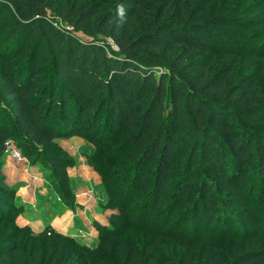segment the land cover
<instances>
[{"label":"trees","instance_id":"1","mask_svg":"<svg viewBox=\"0 0 264 264\" xmlns=\"http://www.w3.org/2000/svg\"><path fill=\"white\" fill-rule=\"evenodd\" d=\"M90 1L0 0V162L10 146L34 164L45 157L73 198L57 141L83 136L104 152L111 132L123 135L122 164L108 173L110 224H95L97 247L22 227L3 176L11 201L0 219L33 242L66 245L40 264H168L133 233L180 242L192 258L208 242L224 264H264V236L238 218L252 213V186L264 190V47L246 42L254 20L214 0H119L108 11Z\"/></svg>","mask_w":264,"mask_h":264},{"label":"rangeland","instance_id":"2","mask_svg":"<svg viewBox=\"0 0 264 264\" xmlns=\"http://www.w3.org/2000/svg\"><path fill=\"white\" fill-rule=\"evenodd\" d=\"M74 1L75 0H70L71 3ZM118 1L119 0H107V2L103 5V10H110L115 4H117ZM154 1L155 0H150L147 2L152 4ZM90 2L97 4L96 0H92ZM51 4L56 6L54 1H51ZM219 5H235L249 15L254 20V23L252 30L246 38V42L259 44L261 47H264V0H214V6L216 7ZM59 22V25L65 30L73 31V28L67 26L61 21ZM76 35L81 39H86L87 37L82 32H77ZM105 40L107 43L111 44L112 47H115L114 42L111 39L106 38ZM258 63L259 62H255V65L252 67L249 65L244 67L241 72L243 74L246 72H255ZM45 80H47V77H45ZM56 94H58L57 90ZM109 135L110 141L104 152L99 149V145L83 136H74L72 138L57 141L59 146H61L69 155L70 164L68 171L69 175L71 173L73 176H70L74 195L73 198L69 197L68 193L65 191L64 185H62L61 181L59 182L58 178H56L57 176H53L54 181L48 171L45 170L43 165H50L47 158L43 157L41 158L43 160L40 159V162L34 164L35 162H33L32 157H28L21 149H18L22 154L21 161L14 160L8 152L5 165L3 166L0 162V178L3 176L6 183L17 191L16 196L11 199L12 201L15 200L16 204L22 208V212L17 218V224L25 227L21 225L19 221L23 214L32 217L34 215H44L45 213H43L42 210H39L41 205L38 208L34 207L35 204H32L31 206L20 204L21 202L19 200L18 188L13 184V180L11 176H9L10 170H8V165L12 164L19 165L21 167L24 166L28 171L33 168H36V170L38 169L39 172L37 173H39L41 178L44 180V185L50 189V195L47 196L45 199L46 202L44 203V206L47 207L46 213L50 211L52 212L53 209L56 210L59 205L62 207L65 206L66 209L73 212L78 210L82 213V217L87 223H89L90 229L94 232V244L91 247H97L101 242L102 233L95 224L100 223L102 225H109L110 215L112 214V211L107 209L111 187L109 183L114 180V177L108 174L109 168L115 165V162L112 161H116V164H122L121 162L123 157V153L118 148L123 142L124 136L113 132ZM109 152H113V155H110ZM103 158H108L109 161L106 162ZM109 158H111V160ZM21 174L22 172H16V175L19 177ZM249 175H253V173L250 172ZM261 181H258L257 185L252 186L255 187V190H258L254 191V194L258 197L253 203L254 208H252V213L247 214L243 210H238L240 212L238 218L242 223V226H246L244 227L246 230H250L253 234L255 233L264 236V190L263 188L261 189L263 183V181ZM82 193L87 194L85 200V202H87L86 205H81L78 202V196ZM7 200H10V197H8V193L4 189L3 183L0 180V208L5 206ZM190 205L191 204H185L184 207H190ZM57 212L59 211L57 210ZM95 213L100 214V219L106 221L94 220L92 218V214ZM251 218L257 222L255 223V226H251V223H249ZM48 227L51 230H55L51 226ZM84 233L85 231H82L80 236L83 241H86L87 239L85 238H87V236H85ZM88 234L89 232H87V235ZM137 234L138 233H133L132 239H130L131 243L137 241L141 246H143V249L146 252L153 256L164 257L168 264H224L216 250H212V248H210L208 242H205L206 245L201 244L198 247L199 249L196 251V255L192 258V256L188 257L187 252L182 247L180 242L175 240H163L162 238L160 241H154V239L147 236V234H142L139 237H137ZM71 237L75 238L74 236ZM79 242L90 246L81 241ZM65 247V244L53 237H43L38 241L33 242L27 238L24 232L17 230L12 224L6 223L0 219V264H40L44 251L51 250L52 248ZM190 258L194 260L193 263H191Z\"/></svg>","mask_w":264,"mask_h":264},{"label":"crops","instance_id":"3","mask_svg":"<svg viewBox=\"0 0 264 264\" xmlns=\"http://www.w3.org/2000/svg\"><path fill=\"white\" fill-rule=\"evenodd\" d=\"M8 170H10V175L13 184L18 188V195L20 204L25 206H31L35 204L34 207H40L39 210H42L44 215H34V216H23L20 218V224L23 226H30L36 233L43 232L46 227L51 226L53 229L61 232L65 235L74 236L79 241L93 246L94 244V232L90 229L89 223L82 217V213L76 210L75 212L66 209L65 206H58L53 211L47 212V207L44 206L46 198L50 195V189L44 185V180L41 178L38 169L33 168L28 171L24 166L19 165H8ZM25 171V172H24ZM16 172H22L20 177L16 175ZM12 174V175H11ZM70 176L73 177L70 173ZM87 194L82 193L78 196V202L81 205H86ZM57 210L59 212H57ZM49 211V210H48ZM94 220L106 221L101 218V215L98 213L92 214ZM103 223V222H102ZM106 223V222H104ZM107 224V223H106ZM85 231L84 235L87 236L86 241H83L80 233ZM87 232L89 234L87 235Z\"/></svg>","mask_w":264,"mask_h":264},{"label":"built area","instance_id":"4","mask_svg":"<svg viewBox=\"0 0 264 264\" xmlns=\"http://www.w3.org/2000/svg\"><path fill=\"white\" fill-rule=\"evenodd\" d=\"M9 153H10V156L14 160H16V161H21L22 160V154L19 152L17 147L10 146Z\"/></svg>","mask_w":264,"mask_h":264},{"label":"clouds","instance_id":"5","mask_svg":"<svg viewBox=\"0 0 264 264\" xmlns=\"http://www.w3.org/2000/svg\"><path fill=\"white\" fill-rule=\"evenodd\" d=\"M117 11H118L119 16L121 18H123L124 14H125L123 6H119Z\"/></svg>","mask_w":264,"mask_h":264}]
</instances>
